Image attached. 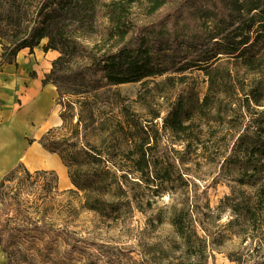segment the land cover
I'll use <instances>...</instances> for the list:
<instances>
[{
	"label": "trees",
	"instance_id": "16d2710c",
	"mask_svg": "<svg viewBox=\"0 0 264 264\" xmlns=\"http://www.w3.org/2000/svg\"><path fill=\"white\" fill-rule=\"evenodd\" d=\"M167 3L0 0L2 65L12 64L11 58L24 49L33 54L44 41V52L60 54L42 84L55 86L62 123L39 143L60 158L75 187L68 193L77 195L80 209L92 215L110 217L123 207L134 209L138 201L128 193L129 184H152L164 193L170 171L159 169L167 156L160 154L163 133L186 144L183 153H189L197 121L220 118L223 100L232 95L228 87H255L252 96L264 87V78L248 79V85L240 86L237 69L227 68L237 65L247 75L264 76V0H183L161 11ZM137 4L146 5L148 18L158 15L135 29L132 8ZM193 68L206 76L203 97L185 75ZM131 83L148 89L133 102L118 89ZM162 87L165 109L153 110L148 93ZM257 147L264 160V142ZM180 161L181 208H174L170 223L186 257L207 264L206 241L198 233ZM257 173L261 184L256 201L263 204L264 163ZM58 185L55 171L31 172L22 164L1 181L0 249L11 264L78 261L74 255L80 253L82 242L68 222L61 230L54 220L62 211L55 201ZM251 206L248 203L246 214L250 218ZM68 211L77 218L72 202ZM60 240L69 251H62Z\"/></svg>",
	"mask_w": 264,
	"mask_h": 264
},
{
	"label": "rangeland",
	"instance_id": "374dc122",
	"mask_svg": "<svg viewBox=\"0 0 264 264\" xmlns=\"http://www.w3.org/2000/svg\"><path fill=\"white\" fill-rule=\"evenodd\" d=\"M166 1L168 3L161 11L183 0ZM146 13L145 4L133 6L132 21L135 29L158 15L148 18ZM45 44L46 41L37 50H41ZM37 50L34 51L33 57L26 55L24 63L16 64L18 58H11L12 65L9 66L8 63L2 65L4 59L0 60V87H4L6 103L1 110L0 128L4 132L8 130L13 116L32 101L29 97H21L26 92L23 87H32L33 83H36L37 87H44L42 81L51 72L53 61L50 57H42V51L37 56ZM187 59L193 58L191 56ZM227 68L237 69L238 73L233 72V76L237 73L240 86L243 83L248 85V79L264 78L259 77V74L247 75L237 65L230 64ZM185 75L191 77V87L203 97L207 90L204 71L193 68L186 71ZM18 87L22 88L17 93ZM254 88L234 87L232 90L228 87L232 95L223 100L220 118L197 121L192 132L189 153H183L186 144L176 141L170 132L163 133L160 154L167 156L164 155L166 160L159 169L168 168L170 171L166 190L161 194L156 192L157 186L152 184L140 181L138 185L129 184L126 189L137 199L138 204L133 203L132 210L123 207L119 212L112 214H117L119 218L113 219L112 216L92 215L82 211L77 195L58 190L59 195L55 196V201L62 211L54 219L57 221V227L63 230L70 224L69 230L75 239L82 242L80 253L74 255L78 261L74 263L200 264L194 258L186 257L180 239L170 223L174 208H181V199L177 194L180 188L177 165L182 159L184 165L180 166L189 184L188 190L192 196L198 233L206 241L207 264H264V203L259 204L256 201V192L261 184L257 171L264 163L257 149V145L264 142V87H260L255 96L249 95ZM118 89L131 102L136 101L140 93L148 91L140 83L121 85ZM163 89L164 87L148 93L149 97L153 98L149 104L153 110L165 109L167 94L162 92ZM1 94L0 91V97ZM57 96L56 93L52 100L45 104L46 107L37 99L31 103L37 107L38 115L27 135L30 143L39 142L48 130L61 125V106L57 105ZM134 107L140 110L138 106ZM10 111L12 118L8 120L7 114ZM165 114L163 113L162 117ZM159 123H162L161 119ZM20 164L0 171V183ZM126 164L129 165L124 162V165ZM24 167L30 170L26 165ZM33 181L35 179H32ZM26 183L30 184L31 181ZM70 202L78 212L77 218L68 211ZM248 203L252 204L251 218L246 215ZM0 209L2 213V206ZM60 242L63 244L62 251H69L63 241ZM0 264H11L7 254L1 249Z\"/></svg>",
	"mask_w": 264,
	"mask_h": 264
},
{
	"label": "crops",
	"instance_id": "0c3cea01",
	"mask_svg": "<svg viewBox=\"0 0 264 264\" xmlns=\"http://www.w3.org/2000/svg\"><path fill=\"white\" fill-rule=\"evenodd\" d=\"M1 46V45H0ZM39 48V47H37ZM37 48L35 50H37ZM34 50V51H35ZM40 51L42 54V57H50L52 61L58 58L60 55L58 51L50 50L48 52H44L43 48L41 50H37V56L40 55ZM2 48L0 47V60L2 56ZM26 55L34 56L29 49H24L21 52H19L18 56L16 57V60L18 58V62L16 61V64L18 63H24V59ZM11 66L12 64H8ZM17 66V65H16ZM43 85V84H42ZM22 87H18L16 89V92L18 93ZM23 89H26V92L24 96L21 97H29L31 103L34 102V100H39L40 103H43L42 105H47L50 100L56 95V88L53 87V85L49 84L44 87H37L36 83H33L32 87H23ZM1 91V97H0V116L2 114V109L4 107L5 103V93L3 94L4 87H0ZM42 91V92H41ZM41 92V94L38 97V94ZM37 95V96H36ZM39 98V99H38ZM3 103V104H2ZM29 103L22 111H19L17 114H15L13 117L14 119L8 124V130L4 132L0 128V171L3 169L8 170L9 168L17 165V164H24V158L27 154L30 153H36V152H42L43 154L50 156H56V154H52L46 149L43 148V146L36 141H32L30 143L28 141V133L30 132L32 128L33 122L36 120V116L38 115L36 106L31 105ZM46 107V106H45ZM7 116L9 117L8 120H11L12 118V111H10ZM60 159V158H59ZM25 165V164H24ZM33 170H51L55 171L58 174L59 177V190L60 191H68L75 189L74 185L72 184L69 175H68V169L65 167V165L62 163L61 160H57L53 163L52 166H37Z\"/></svg>",
	"mask_w": 264,
	"mask_h": 264
},
{
	"label": "bare ground",
	"instance_id": "6f19581e",
	"mask_svg": "<svg viewBox=\"0 0 264 264\" xmlns=\"http://www.w3.org/2000/svg\"><path fill=\"white\" fill-rule=\"evenodd\" d=\"M59 161V157L56 156H47L42 152L30 153L27 154L24 158V164L30 169L33 170L37 166H52L54 162Z\"/></svg>",
	"mask_w": 264,
	"mask_h": 264
}]
</instances>
